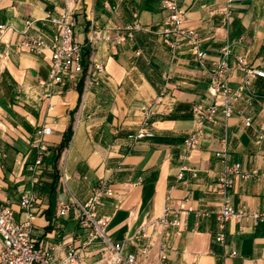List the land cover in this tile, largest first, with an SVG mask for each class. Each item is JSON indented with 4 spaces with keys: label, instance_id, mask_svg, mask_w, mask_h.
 <instances>
[{
    "label": "crops",
    "instance_id": "0c3cea01",
    "mask_svg": "<svg viewBox=\"0 0 264 264\" xmlns=\"http://www.w3.org/2000/svg\"><path fill=\"white\" fill-rule=\"evenodd\" d=\"M161 2L0 0V202L21 221V196L36 194L33 237L38 245L57 247L64 259L68 245L81 247L85 236L72 215H58L60 204L71 195L86 203L105 181L114 196L103 199L98 214L109 219L108 238L126 243V255L150 245L145 264H160L162 251L164 264H264V79L253 81L232 117L220 113L207 123L197 148L183 157L185 140L197 127L194 107L218 101L209 72L223 49L231 52L232 89L244 79L237 58L264 70V0H236L229 18L223 0H178L185 26L202 39L204 67L189 47L174 51L164 42L159 30L168 12ZM68 9L75 14L84 72L52 85L51 51L36 55L17 43L24 32L50 42L56 27L48 20ZM120 37L125 40L118 42ZM44 127L52 130L46 137L50 154L42 174L34 176L33 141ZM140 129L154 138L129 140ZM223 147L226 159L217 157ZM234 163L250 177L237 178L223 193L218 178ZM226 203L246 216L227 223L222 245L216 241L217 212ZM167 209L168 220L180 227H149L146 237L138 236ZM101 250L92 246L83 260L96 261Z\"/></svg>",
    "mask_w": 264,
    "mask_h": 264
},
{
    "label": "built area",
    "instance_id": "2783aa9c",
    "mask_svg": "<svg viewBox=\"0 0 264 264\" xmlns=\"http://www.w3.org/2000/svg\"><path fill=\"white\" fill-rule=\"evenodd\" d=\"M223 1L227 5L224 14L229 18L236 0ZM161 6L163 10L168 12L159 30L164 42L174 51L184 46L189 47L195 53L197 61L204 67V52L201 48L202 39L195 29L185 26V11L179 5L178 0H162ZM48 21L56 27V34L50 42H47L44 37L33 36L24 32L17 46L19 49H24L36 55L44 54L47 50H50L51 72L49 82L52 85H57L63 83L68 77L84 72L82 46L75 36L76 20L73 10L68 9L59 17L50 18ZM30 26L31 23H28V27ZM4 28L0 27L1 30ZM136 29L150 32L149 29H142L139 26ZM97 38V35H95L91 41L93 42ZM123 40L125 39L120 37L118 42ZM230 53L228 47L223 49L222 60L215 63L209 72L210 91L218 101L213 105L198 104L194 107L193 114L197 127L185 140L184 158H187L199 145L203 129L207 123H215L220 113L225 118L232 117L235 105L242 99L245 92L250 93L253 81L264 79V70L252 68L244 58L239 57L236 59L235 67L244 73V79L238 89H232L228 80L231 69L228 63ZM98 69L102 71V67L99 66ZM251 124L252 120L247 119L246 126L250 127ZM51 134V128L44 127L39 132V138L33 141L34 147L38 150V157L35 163L29 167V170L34 176L42 174L44 159L50 154V145L46 137ZM154 136L151 130L140 129L137 133L129 135L128 138L131 141H139L151 139ZM263 139L264 132L260 135V140ZM226 152L225 147H223L217 153V157L226 159ZM2 156L3 154L0 152V159ZM185 169L183 168L182 172L179 173V180L183 178ZM239 177L247 179L250 175L242 172L240 163L227 164L218 178L220 190L226 193ZM113 196L114 190L107 182L103 181L94 188L92 197L86 203H81L75 196L71 195L68 201L60 204L58 215L62 218L72 215L84 231L85 236V241L81 247L68 245L67 256L64 259H60L56 255L57 247L38 245L33 237L34 206L39 200L36 194L26 192L21 196L20 206L26 215V218L21 221L15 219L12 207L0 202V238L3 242V248L0 251V264H145L150 245L143 246L139 250V255H126V243H114L107 236L109 219L99 216L98 209L103 205L105 197ZM169 214L170 210L167 209L163 217L149 223L150 226H143L138 236L146 237L149 227L156 228L160 226L163 229H168L171 226L180 227V221L168 220ZM198 214L200 215V213ZM205 215L207 214L205 213ZM245 216L246 214L243 211L236 210L229 203H226L217 212L219 232L216 241L224 245L227 223L231 220L240 222ZM253 217L259 219L262 215L256 214ZM133 239L129 238L127 242H132ZM96 244L102 246L100 258L91 263H86L83 260V253ZM231 255L236 256L237 253L233 252ZM159 259L160 264H164L167 259L166 253L162 251Z\"/></svg>",
    "mask_w": 264,
    "mask_h": 264
},
{
    "label": "trees",
    "instance_id": "16d2710c",
    "mask_svg": "<svg viewBox=\"0 0 264 264\" xmlns=\"http://www.w3.org/2000/svg\"><path fill=\"white\" fill-rule=\"evenodd\" d=\"M69 139H70V136H69V134H68V136L66 137V140H65V142H64V144H63V146H62V148H64L65 145H67Z\"/></svg>",
    "mask_w": 264,
    "mask_h": 264
}]
</instances>
